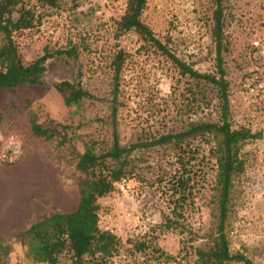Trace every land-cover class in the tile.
I'll return each instance as SVG.
<instances>
[{"label": "rangeland", "instance_id": "obj_1", "mask_svg": "<svg viewBox=\"0 0 264 264\" xmlns=\"http://www.w3.org/2000/svg\"><path fill=\"white\" fill-rule=\"evenodd\" d=\"M125 1L62 0L59 8L47 11L38 27L16 36L25 61L45 49L76 47L78 55L52 60L42 84L0 87V241L12 248L7 257L11 264H47L27 255L17 233L55 211L73 210L78 199L80 173L74 152L32 135L30 112H36L39 121L50 117L71 124L79 152L81 137L109 145L115 131L119 143L128 146L177 132L191 121H218L212 85L179 74L165 55L133 32L114 36L115 20ZM223 4L222 56L229 81L230 123L262 132L261 138L241 146L245 169L233 177L226 230L231 251L245 253L253 264H264V111L247 100L241 87L252 70H264L253 45L264 39V0H223ZM213 8L212 0H147L141 19L163 42L169 38L168 46L181 59L200 72H212ZM120 47L126 59L114 101L111 63ZM64 79L80 81L93 97L66 106L52 86ZM10 139L18 140L22 149L15 163L1 158ZM213 141L190 142L198 149L192 159L195 181L180 227L170 229L163 223L169 216V180L179 166L176 148L157 146L133 152V176L116 182L111 192L99 198L100 227L110 224L121 240L108 264H196L193 248L204 243L215 223V158L209 152ZM142 239L147 247L138 250L135 243ZM153 247L169 261L164 257L158 261ZM59 264H73L68 253L60 256ZM82 264L98 263L85 256Z\"/></svg>", "mask_w": 264, "mask_h": 264}, {"label": "trees", "instance_id": "obj_2", "mask_svg": "<svg viewBox=\"0 0 264 264\" xmlns=\"http://www.w3.org/2000/svg\"><path fill=\"white\" fill-rule=\"evenodd\" d=\"M211 38L214 43V71L200 72L191 63L177 56L168 46L169 38L163 42L143 22L141 15L147 0H126L121 15L115 20V37L129 32L137 34L165 55L177 68L179 74L194 80H201L214 87L218 100V121H191L183 129L159 135L148 141H138L131 145H121L114 131L109 145L94 138L81 137L83 150L76 151L75 134L71 124L58 122L50 117L39 121L36 112H30L29 123L32 135L44 141H55L58 148L74 152L75 168L80 173L77 183L78 199L71 211H55L32 223L17 233L18 240L27 248V255L34 262L59 264L60 256L68 253L73 264H82L85 256H90L98 264H108L111 257L119 251L120 237L100 227L99 198L114 189V184L133 176V152L157 146L176 148V161L179 166L170 179L171 189L169 216L164 228L180 227L188 199L191 196L196 170L192 159L198 149L191 146L197 138L214 141L210 145V155L215 158V223L213 232L205 237L204 243L193 248L196 264H253L243 252L231 251L227 235V219L231 204L233 177L245 169L241 156V146L249 140L261 138V131H253L246 126L232 127L230 115L229 81L223 66L222 51L224 42V4L223 0H212ZM62 0H0V87L13 88L24 84H42V78L52 60L76 58V47L65 49H45L36 58L25 61L20 53L16 36L32 30L41 24L49 9L59 8ZM126 59V52L119 48L112 60L113 93L117 99L120 72ZM245 78V77H244ZM244 80V79H243ZM66 106L79 105L82 100L93 96L86 91L80 81L58 80L52 83ZM243 90V81L241 83ZM115 111V110H114ZM113 111V112H114ZM3 113L0 111V122ZM5 163H10L3 160ZM17 159L11 163H15ZM182 230L184 226L182 225ZM138 250L147 247L145 239L135 243ZM156 249L155 247H153ZM11 246L0 241V264H11L7 257ZM167 262L169 258L156 249ZM163 262V263H166Z\"/></svg>", "mask_w": 264, "mask_h": 264}, {"label": "built area", "instance_id": "obj_3", "mask_svg": "<svg viewBox=\"0 0 264 264\" xmlns=\"http://www.w3.org/2000/svg\"><path fill=\"white\" fill-rule=\"evenodd\" d=\"M254 54L264 63V39L254 41ZM243 91L247 100L255 107L264 111V70L255 69L249 73L243 80ZM22 152L21 145L18 140L10 139L4 145L1 158L7 162H13L19 158ZM130 215V213H128ZM101 211H99V219ZM108 221H111V215L107 216ZM104 230H109L115 233L110 224L103 225Z\"/></svg>", "mask_w": 264, "mask_h": 264}]
</instances>
